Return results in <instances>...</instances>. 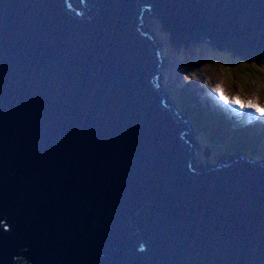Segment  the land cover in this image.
I'll return each instance as SVG.
<instances>
[{"label": "water", "instance_id": "95a60500", "mask_svg": "<svg viewBox=\"0 0 264 264\" xmlns=\"http://www.w3.org/2000/svg\"><path fill=\"white\" fill-rule=\"evenodd\" d=\"M147 8L264 59V0H0V264H264L262 158L189 164Z\"/></svg>", "mask_w": 264, "mask_h": 264}, {"label": "rangeland", "instance_id": "374dc122", "mask_svg": "<svg viewBox=\"0 0 264 264\" xmlns=\"http://www.w3.org/2000/svg\"><path fill=\"white\" fill-rule=\"evenodd\" d=\"M140 24L150 32L156 43L160 44L159 46L162 48V65L160 73H158L155 80L159 79L165 95L164 100L170 104L172 103L176 107L178 114L184 116L186 121L188 120L186 110H183L181 105H179L178 99V96H180L185 88L192 90L191 96L197 97L198 101L201 102V106L205 105L207 108H213L226 120H232V127L243 126L253 130L259 126L264 127V115L262 113L255 116L254 120L248 123L247 119L253 113V110L246 106V104H243V99H246L256 105L258 111L264 110V61L262 59H247L248 63H254L257 68L240 65L239 69L235 70V66L233 70L231 66L238 61L247 63L243 60V57L236 53L231 55V51L220 47L217 48L212 45L213 42L202 39L194 40L193 43L187 41L185 44L183 41L178 40L175 45H172L168 39V29L166 27H162V29L157 15L148 10L144 12V20ZM229 78H232V80ZM218 91L223 93L227 101L222 102L218 98ZM233 91L236 92L235 99L231 97ZM207 97L209 98L208 101L205 99ZM202 112L204 118L208 120L207 117L211 114L210 111ZM187 123H189V130H184V138L189 141L191 137L195 141L194 161L191 154V158L188 160L189 164L194 162V164L199 166L200 162L209 168L207 163H217L221 157L227 159V161H231V158H237L239 154L241 156H256L264 159V146L259 142L260 138L258 136L250 140L252 143L247 149L225 154L210 151L211 155L207 156L204 152L208 149L210 150L208 140L199 137L190 122L187 121ZM191 128L192 131L189 134ZM199 142H201L202 146ZM189 167L196 170L194 167ZM15 263L31 264L27 258L21 256L15 259Z\"/></svg>", "mask_w": 264, "mask_h": 264}, {"label": "trees", "instance_id": "16d2710c", "mask_svg": "<svg viewBox=\"0 0 264 264\" xmlns=\"http://www.w3.org/2000/svg\"><path fill=\"white\" fill-rule=\"evenodd\" d=\"M243 60L247 63L238 61L231 66L233 70L235 66V70L239 69L240 65H248L252 68L255 67L254 63H248L247 58H243ZM262 61H264V59H262ZM254 62L258 63L257 61ZM229 79L232 80V78ZM191 92L192 90L190 89L185 88L183 90L180 96H178L179 105H181L183 110H186L185 112L187 114L188 121L195 129L198 136L202 139L208 140V143L210 144V151H217L225 154L228 152L247 149L252 143L250 140L256 136L260 138L259 142L264 146L263 126L254 128V130H256V132H254V130L250 128L243 126L232 127L229 123H226V121H217L214 117L222 119L219 112L213 108H207L205 105L201 106V102L198 101L197 97H192L190 94ZM202 111H210L211 114L213 113L212 115L214 117L211 116L208 120H206ZM249 121L252 122V118H250ZM199 144L202 146L201 142H199Z\"/></svg>", "mask_w": 264, "mask_h": 264}, {"label": "bare ground", "instance_id": "6f19581e", "mask_svg": "<svg viewBox=\"0 0 264 264\" xmlns=\"http://www.w3.org/2000/svg\"><path fill=\"white\" fill-rule=\"evenodd\" d=\"M143 20H144V16H143ZM143 28H145V27H143ZM146 29V28H145ZM160 45V44H159ZM157 52H158V54H159V56H160V61L157 59V61H159V64L157 65V72L158 73H160V68H161V65H162V61H161V54H162V48H160V47H158L157 48ZM163 59V58H162ZM158 83H159V89L161 88V85H160V82H159V79H158ZM161 91L163 92V88H161ZM163 95H164V92L162 93ZM165 96V95H164ZM207 101L209 100V98L207 97V98H205ZM231 124L232 123H229V125L231 126ZM191 131H192V128L190 129V131H189V134H191ZM188 143H191L190 144V148L189 149H191V154H192V160L194 161V148H195V145H194V143H195V141L190 137V142H188ZM188 149V150H189ZM208 149V148H207ZM188 153H189V151H188ZM204 154L205 155H207V156H209V154H210V150L208 149L206 152H204ZM242 158H244V156H241ZM222 158V157H221ZM257 159H259V157H255V158H252L251 160L252 161H256ZM220 160V159H219ZM218 160V161H219ZM223 162V161H222ZM194 163V162H193ZM194 165H196L197 167H200V165L198 166L197 164H194ZM201 165H203V166H206V165H204V164H201ZM207 165L208 166H217L218 165V162L217 163H214V164H211V163H207ZM261 165L262 166H264V159H262V162H261ZM19 261V260H18Z\"/></svg>", "mask_w": 264, "mask_h": 264}, {"label": "clouds", "instance_id": "9594fccd", "mask_svg": "<svg viewBox=\"0 0 264 264\" xmlns=\"http://www.w3.org/2000/svg\"><path fill=\"white\" fill-rule=\"evenodd\" d=\"M143 30V32L145 31V32H148L146 29H142ZM156 46H159L158 44H156ZM160 47V46H159ZM159 61H160V56H159V59H158ZM159 61H158V63H157V65L159 64ZM248 103H250L251 105H253L254 107H256V105H254L253 103H251V102H248ZM188 125H189V123H188ZM192 126V125H191ZM203 151H204V149H203ZM262 158V157H261Z\"/></svg>", "mask_w": 264, "mask_h": 264}, {"label": "snow or ice", "instance_id": "6c2138e0", "mask_svg": "<svg viewBox=\"0 0 264 264\" xmlns=\"http://www.w3.org/2000/svg\"><path fill=\"white\" fill-rule=\"evenodd\" d=\"M246 106H249L250 107V105H246ZM262 115H264V113H262Z\"/></svg>", "mask_w": 264, "mask_h": 264}]
</instances>
